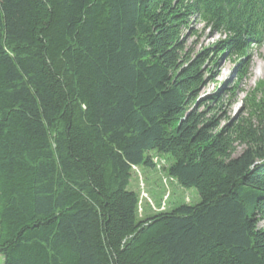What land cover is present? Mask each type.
Instances as JSON below:
<instances>
[{
  "label": "trees",
  "instance_id": "16d2710c",
  "mask_svg": "<svg viewBox=\"0 0 264 264\" xmlns=\"http://www.w3.org/2000/svg\"><path fill=\"white\" fill-rule=\"evenodd\" d=\"M263 40L264 0H0L4 264H264V83L201 98ZM156 157L199 203L143 205Z\"/></svg>",
  "mask_w": 264,
  "mask_h": 264
},
{
  "label": "rangeland",
  "instance_id": "374dc122",
  "mask_svg": "<svg viewBox=\"0 0 264 264\" xmlns=\"http://www.w3.org/2000/svg\"><path fill=\"white\" fill-rule=\"evenodd\" d=\"M221 39L219 35L211 34L209 30H205L201 23L193 22L192 30L186 36V49L193 53L194 57ZM256 73L258 76H255ZM211 77H215V83L210 82ZM263 83L264 40L244 59H233L229 55H224L218 59L216 65L212 67V74L208 75L205 85L201 88V98L205 99L207 96L221 91L226 96L234 92L232 99L227 100L222 109L218 111L221 127H224L228 119L242 118L247 115L246 100ZM262 95L259 94V98ZM242 150L239 148L237 154L241 153ZM156 161L159 165L158 171H141L139 182L135 181L134 178L130 187L132 190H137L133 183L140 185L143 205L149 203L156 208H161V211H166L181 204L194 205L200 202L195 189H183L168 178L166 169L169 162L166 159L161 158L159 160V157H156ZM0 264H4L3 257H0Z\"/></svg>",
  "mask_w": 264,
  "mask_h": 264
},
{
  "label": "bare ground",
  "instance_id": "6f19581e",
  "mask_svg": "<svg viewBox=\"0 0 264 264\" xmlns=\"http://www.w3.org/2000/svg\"><path fill=\"white\" fill-rule=\"evenodd\" d=\"M255 76H258V73H256V75ZM229 101V100H228Z\"/></svg>",
  "mask_w": 264,
  "mask_h": 264
},
{
  "label": "built area",
  "instance_id": "2783aa9c",
  "mask_svg": "<svg viewBox=\"0 0 264 264\" xmlns=\"http://www.w3.org/2000/svg\"><path fill=\"white\" fill-rule=\"evenodd\" d=\"M157 162V161H156Z\"/></svg>",
  "mask_w": 264,
  "mask_h": 264
}]
</instances>
